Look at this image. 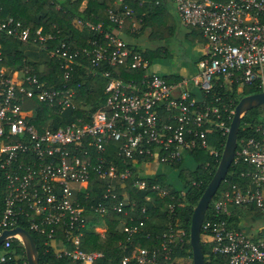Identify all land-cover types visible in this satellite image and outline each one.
<instances>
[{
    "label": "built area",
    "instance_id": "obj_1",
    "mask_svg": "<svg viewBox=\"0 0 264 264\" xmlns=\"http://www.w3.org/2000/svg\"><path fill=\"white\" fill-rule=\"evenodd\" d=\"M114 2L119 8L108 10L113 31H105L102 22L77 19L78 26L98 36L81 48L72 49L62 40L48 49L62 69L60 86H47L31 66L15 70V76L0 66V169L5 179L0 233L25 222L31 231L46 235L44 244L52 246L57 257H67L71 264H95L103 254L82 248V234L89 223L85 205L76 200L78 191L89 195L86 188L95 172L104 186L100 198L87 205L100 216V226L93 223L90 230L104 234V217L115 210L128 216L122 229L128 234V244L133 245L118 264H169L172 246L184 239V230L170 227L162 232L159 246L134 243L156 208L141 206L142 217L135 220L136 201L128 199L124 180L134 174L132 167L136 166L140 175L131 185L163 197L167 188L148 183L143 177L148 175L145 168L153 169L149 173L153 176L155 167H173L181 161L180 171L185 158H194L193 153L200 149L218 165L223 148L220 151L212 139L216 134L226 139L243 88L251 86L257 89L254 93L264 94V0H175L179 24L197 28L205 40L195 73L177 78L153 71L147 57L127 46L119 34L129 19L131 31L139 21L126 0ZM6 37L37 42L47 49L52 35L43 33L41 27L32 32L20 19L8 15L0 19V54L1 40ZM82 57L92 74L106 63L123 65L130 77L100 71L106 78L104 100L89 120L78 114L55 128L30 123L27 101L32 102V110L46 106L62 113L76 108L74 98L81 85L71 80L74 63ZM215 85L234 91L215 93ZM261 115L262 122L251 134L237 137L231 165L245 164L239 173L242 180H227L225 188L216 190L201 225L208 232L211 253L223 257L225 264H264V107ZM110 143H116L114 152L121 168L106 158ZM118 186L123 198L110 205L117 200ZM145 197L150 198L148 193ZM237 210L243 211L239 221L235 219ZM14 238L20 241L18 235H9L0 244V262L10 257L7 249Z\"/></svg>",
    "mask_w": 264,
    "mask_h": 264
},
{
    "label": "trees",
    "instance_id": "obj_2",
    "mask_svg": "<svg viewBox=\"0 0 264 264\" xmlns=\"http://www.w3.org/2000/svg\"><path fill=\"white\" fill-rule=\"evenodd\" d=\"M82 0H0L2 11L0 12V19L8 15H12L22 21L24 25L31 28L32 32L39 27L43 33H50L51 40L47 43V50L51 49L60 41L65 40L70 48H81L88 44L87 40L93 39L98 34L95 31L78 28L75 26V19L82 21H90L93 24L102 22L105 31H113L115 25L108 19V10L110 3L113 0H88L86 6L81 8ZM171 0H126L127 6L132 10L133 16L138 19V27L134 31H129L130 19L126 24L125 31L130 33L133 37L141 31L148 30L147 38L152 41L160 39L170 40L176 32V21L173 13L168 7ZM200 39H203L197 28L191 27ZM103 40V39H102ZM27 43L20 42V40L12 37H6L1 40V54L0 66L8 68V72L12 69H20L22 66H31L33 73L37 75L40 80L46 81V85L60 86L63 82L62 69L59 67V60L57 57L51 56L45 61L43 66L37 69L34 63L28 61L22 52L21 47ZM127 46L132 47L133 50L140 52L151 62L152 57L157 53V49L143 48L139 45L128 43ZM85 64H88L85 57L77 59L74 63V71L72 75V83H80L78 94L74 98L75 109L71 107L64 110L62 113L57 112L53 108L46 106L42 108H34L31 101H27L25 107L29 109V114L26 119L30 123H34L39 128L50 125L57 127L71 119L78 114H83L86 120L90 119L91 112L97 108L104 100V85L106 78L100 74V71L109 70L114 75L129 78V73L123 68V65L111 66L102 64L97 72L92 74L87 70ZM7 72V73H8ZM9 74V73H8ZM179 75H174L177 78ZM168 77V76H165ZM224 90L230 89L219 88L214 86V92L224 94ZM257 92V89L251 86L243 88V95ZM234 95V94H233ZM82 107V108H81ZM262 105L253 107L248 110L241 118V123L238 130V139L253 132V127L262 122ZM34 113V115H32ZM215 146L221 151L225 142L224 137L214 135L212 139ZM116 143H110L106 153V158L116 163L120 168L122 167L120 159L115 155ZM197 164L194 168H182L178 172V179L181 183V189H184V194L180 193V189L167 184L164 175H143L148 183H160L165 186L168 193L159 197L152 191L138 190L131 185L133 178L140 175L136 166H133L134 174L128 179L124 180V188L128 192V199L136 201L135 210L132 213L135 220L141 219L140 207L143 205L155 206L156 210L150 215V218L145 221L141 229V233L135 238L134 243L141 246L152 247L159 246V239L162 232L167 231L170 227L182 228L185 232L184 239L172 246L171 262L169 264H192V251L189 243V227L191 222V215L194 205L199 200L203 190L213 176L217 162L214 161L213 156L203 150H198L193 153ZM181 161L173 164V167L178 168ZM246 166L245 164H232L226 174V180L222 181L217 193L225 188L226 181L240 182L239 173ZM119 185V184H117ZM104 186V181L93 172L91 179L87 185L89 195L85 197V193L78 191L76 193V200L85 205L84 216L89 224L100 223V216L95 212L89 210L88 204L100 198V190ZM117 200H111L110 205L123 198L120 186L117 187ZM120 192V193H119ZM148 193L150 198L146 199L145 194ZM5 194V179L2 170L0 169V211L3 205ZM182 202V205H178ZM170 204H173L172 210ZM243 213L237 210L235 214L236 221H239L238 215ZM208 214L206 215L207 218ZM106 223V232L104 234L86 228L83 231L81 238V246L85 250L101 251L103 256L98 259L95 264H118V260L131 251L133 245L127 242L128 234L123 231V220H128V216L123 217L122 214L115 210H110L108 216L104 217ZM129 222V221H128ZM32 236L38 251L39 264H71V260L67 257H57L54 254L52 246L44 244L46 235L31 231L25 222H19ZM146 234H149L146 236ZM203 257L205 264H225V259L220 256L213 255L210 250L211 242L208 238V232L201 229L200 234ZM2 245H0V251ZM10 257L0 264H27L25 249L21 242L14 238L11 241L10 247L7 249ZM190 258V262L185 259Z\"/></svg>",
    "mask_w": 264,
    "mask_h": 264
},
{
    "label": "water",
    "instance_id": "obj_3",
    "mask_svg": "<svg viewBox=\"0 0 264 264\" xmlns=\"http://www.w3.org/2000/svg\"><path fill=\"white\" fill-rule=\"evenodd\" d=\"M264 102L262 92L242 96L235 107V113L230 122V130L226 136L220 160L210 181L203 190L199 200L194 205L189 227V243L192 251V264H205L201 245V225L208 204L214 196L222 180H224L234 157L239 125L243 114ZM9 235H18L25 249L27 264H39L38 251L31 234L22 226L5 229L0 233V244Z\"/></svg>",
    "mask_w": 264,
    "mask_h": 264
},
{
    "label": "rangeland",
    "instance_id": "obj_4",
    "mask_svg": "<svg viewBox=\"0 0 264 264\" xmlns=\"http://www.w3.org/2000/svg\"><path fill=\"white\" fill-rule=\"evenodd\" d=\"M76 21L77 18L75 19V26L78 28H83L78 26ZM175 21L176 32L170 40H149L147 38V29L139 32L135 38L129 33L131 36H127L126 39L132 44L139 45L143 48L145 47L153 50L157 49V53H155L156 55L152 57L150 63L151 69L156 71L158 74L164 76H190L195 73V62L198 60L201 54L196 46L197 44L186 36V32H188L191 28L184 26L181 27L177 19ZM41 67L42 66L38 65L36 68L39 69ZM196 164L197 161L194 158L187 157L183 162L182 168L192 169L196 166ZM155 169L156 172H154V174L164 175L168 184L175 186L176 188H181V183L178 179V168L159 165L155 167ZM152 170L153 169L149 170V168H145L144 173L149 174L152 172ZM95 226H100V224ZM92 227V224L88 225V228ZM185 261L190 262V258L185 259Z\"/></svg>",
    "mask_w": 264,
    "mask_h": 264
},
{
    "label": "crops",
    "instance_id": "obj_5",
    "mask_svg": "<svg viewBox=\"0 0 264 264\" xmlns=\"http://www.w3.org/2000/svg\"><path fill=\"white\" fill-rule=\"evenodd\" d=\"M87 2H88V0H82L80 7L84 8L86 6ZM168 7L171 9V12H173V16H174V18L176 17L175 18V20H176L177 16L175 14V0L169 1ZM110 8H112L114 10L115 9L117 10L119 7L116 4V2H114V0H113L110 3ZM133 18L135 20H138L134 16H133ZM177 21H178V19H177ZM124 27H126V26H124ZM124 27L121 30L119 35L126 43H131V42L127 41V39H126L127 36L130 37L131 35H129V33H127L124 30L125 29ZM186 33H187L186 36L190 40L194 41V43L197 44L196 46H197L198 50L200 51V54H202V52H203V50L205 48V40L204 39H200V37H198L195 33H193V31L191 29L188 32H186ZM20 42H23V41H20ZM24 43H27V44H25V45H23L21 47L23 55L28 61H30L31 63H34L35 66H38V65L43 66L45 61L48 60L51 57L50 54H49V51L46 48H44L41 44H39L37 42H24ZM2 67H4L6 69V71L8 72V68H6L5 66H2ZM15 70H17V69H12V71L8 72V73L10 75H12V76H15V74H14ZM74 188L77 189L78 185H74Z\"/></svg>",
    "mask_w": 264,
    "mask_h": 264
}]
</instances>
